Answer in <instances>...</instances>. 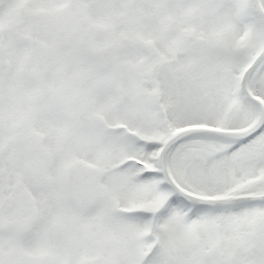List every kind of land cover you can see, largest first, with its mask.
Masks as SVG:
<instances>
[{
    "label": "snow or ice",
    "instance_id": "6c2138e0",
    "mask_svg": "<svg viewBox=\"0 0 264 264\" xmlns=\"http://www.w3.org/2000/svg\"><path fill=\"white\" fill-rule=\"evenodd\" d=\"M0 264H264V0H0Z\"/></svg>",
    "mask_w": 264,
    "mask_h": 264
}]
</instances>
